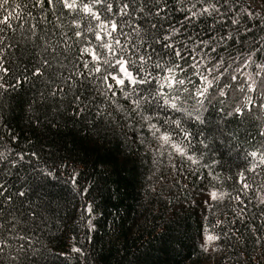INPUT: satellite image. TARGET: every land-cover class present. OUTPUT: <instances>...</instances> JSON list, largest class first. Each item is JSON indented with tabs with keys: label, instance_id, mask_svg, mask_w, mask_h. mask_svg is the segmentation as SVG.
Segmentation results:
<instances>
[{
	"label": "trees",
	"instance_id": "16d2710c",
	"mask_svg": "<svg viewBox=\"0 0 264 264\" xmlns=\"http://www.w3.org/2000/svg\"><path fill=\"white\" fill-rule=\"evenodd\" d=\"M85 4L6 6L20 18L0 59V264H264V0L92 5L151 74L111 91L113 40Z\"/></svg>",
	"mask_w": 264,
	"mask_h": 264
},
{
	"label": "snow or ice",
	"instance_id": "6c2138e0",
	"mask_svg": "<svg viewBox=\"0 0 264 264\" xmlns=\"http://www.w3.org/2000/svg\"><path fill=\"white\" fill-rule=\"evenodd\" d=\"M10 3H14V0H0V59H2L3 57V52L5 49V36H4V26H7L9 28H11V24L10 21L13 19H19V14L18 13H14L11 11L7 10V7ZM55 3H61L63 4L64 7L70 9V10H75L77 8V0H47V4L49 6H54ZM36 4L43 6L45 4V0H36ZM95 4H105V0H91V4H85L83 6V11L90 14L92 16V18L94 20L97 21H101L100 24L98 25L99 29L101 32H104L108 37H112L113 42L112 43H102L100 45V47L105 48L108 50V52L111 54L112 60H109L108 58H104L103 59V64L107 66V68L105 69V71L107 72V75H104L102 77V79L104 81H107L109 78H111L112 80L115 81L116 86H125L126 84V80L129 84L131 85H138V84H144L148 81V78L151 76L150 73H147L145 76L140 77V71H143L145 68V64L147 63V60L145 57L143 56H139L138 57V61H140V70L137 71L135 74L133 71H130V68L133 64H136L137 61H133V60H129L126 59L124 56V48L123 46H121V41L113 36V33H116L118 31V29L120 27H122L121 25H118L117 22L112 21V20H108L107 22H104L101 20V17L99 14H96L93 12V7L92 5ZM107 6V10L110 12L112 10V5L109 3L106 5ZM15 7H19V4H15ZM127 9H128V4L127 3H123L122 7L120 8V14L122 15H127ZM211 11H218V9L216 8V6L213 4L210 8H204L202 10V13H208L209 15L211 14ZM7 14H4V13ZM193 16L196 15V13L192 14ZM233 23H236V21H233ZM21 27H23L21 25ZM35 25H32L33 31H32V35H35ZM88 31H93V29L91 27L88 28ZM178 31V30H177ZM96 36L97 40H103L104 37L101 36L98 32L94 33ZM76 36H81L82 33L77 31L75 33ZM120 35H124L123 32H120ZM174 35V33H173ZM164 39L170 40L171 36H166L164 37ZM116 46H121V52L119 57L117 58V51H116ZM168 47H174L171 44L166 45ZM10 47V46H9ZM82 52L88 53L91 56V61L92 62H96L97 64L99 63V61L101 60V55L99 53H97V51L91 47H86L84 49H82ZM175 55L179 58H182L181 52L180 51H175ZM88 63L89 62H84V67L88 68ZM157 68L160 67L159 64L156 65ZM108 69H114L116 70V73L114 74L113 71H108ZM0 71H7V69L3 68L2 64H0ZM101 71V68L99 66L94 67L93 69H89L90 74L95 72V73H99ZM172 73V69H169V76L165 77V81L168 83L169 88H171L173 86V83L176 84H183L184 81L183 80H176L174 79V77L171 75ZM107 89L109 91L112 90L113 86L111 84H107L106 85ZM123 90V89H122ZM125 96H130V93L125 92L124 93ZM165 103H168V101L166 100ZM133 104L136 106L137 109L140 108L141 106V101L140 100H133ZM171 107L175 108L176 105L175 104H171ZM144 119H150V117H144ZM151 127L153 129H155V125H151ZM163 139L167 142L169 140L168 136H164ZM177 151L183 153V149L179 148L177 146ZM253 156H256V153L252 154ZM4 158L3 153H0V160H2ZM191 159V158H190ZM259 162L264 164V153H262L260 155L259 158ZM244 183V187L247 188L249 187V185L247 184L246 181H242ZM221 196H223L224 194L221 193ZM212 197L215 199L217 198V193L213 192L212 193ZM264 202V201H262ZM3 225L0 224V228H2ZM218 239V237L213 236V235H208L206 237V240L211 242ZM3 244L4 241L2 239V237H0V253L3 252Z\"/></svg>",
	"mask_w": 264,
	"mask_h": 264
},
{
	"label": "rangeland",
	"instance_id": "374dc122",
	"mask_svg": "<svg viewBox=\"0 0 264 264\" xmlns=\"http://www.w3.org/2000/svg\"><path fill=\"white\" fill-rule=\"evenodd\" d=\"M107 84H111V85L113 86V88H114L115 81L112 80L111 78H109V79L107 80ZM215 261H216V260H213V261H212V264H214Z\"/></svg>",
	"mask_w": 264,
	"mask_h": 264
}]
</instances>
